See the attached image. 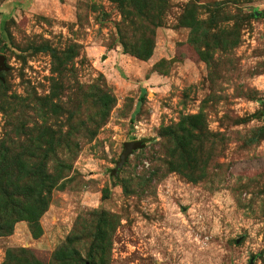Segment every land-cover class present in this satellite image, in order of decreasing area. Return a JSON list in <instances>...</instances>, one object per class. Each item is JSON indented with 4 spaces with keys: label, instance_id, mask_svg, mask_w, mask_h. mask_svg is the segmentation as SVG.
I'll list each match as a JSON object with an SVG mask.
<instances>
[{
    "label": "rangeland",
    "instance_id": "rangeland-1",
    "mask_svg": "<svg viewBox=\"0 0 264 264\" xmlns=\"http://www.w3.org/2000/svg\"><path fill=\"white\" fill-rule=\"evenodd\" d=\"M0 55V264H264V0H0Z\"/></svg>",
    "mask_w": 264,
    "mask_h": 264
},
{
    "label": "water",
    "instance_id": "water-1",
    "mask_svg": "<svg viewBox=\"0 0 264 264\" xmlns=\"http://www.w3.org/2000/svg\"><path fill=\"white\" fill-rule=\"evenodd\" d=\"M5 67V57L0 55V72L4 71ZM145 139L135 140L127 142L123 145V150L119 156V159L116 163L115 168L111 171L112 176H117L123 165L127 162L128 158L135 152L142 150L145 147ZM249 264H253V261H250Z\"/></svg>",
    "mask_w": 264,
    "mask_h": 264
}]
</instances>
